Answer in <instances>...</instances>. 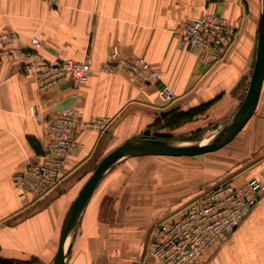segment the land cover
I'll return each instance as SVG.
<instances>
[{"label": "crops", "instance_id": "obj_1", "mask_svg": "<svg viewBox=\"0 0 264 264\" xmlns=\"http://www.w3.org/2000/svg\"><path fill=\"white\" fill-rule=\"evenodd\" d=\"M260 12L261 0H0V34H15L0 42V51L26 50L34 36L49 61L91 58L85 82L67 79L42 90L20 56L0 55V264H50L67 209L97 163L122 142L223 126L248 86ZM209 13L224 17L236 32L226 57L210 67L173 34L181 20ZM112 47L144 58L160 80L143 83L124 70H103ZM162 83L176 93L168 105L157 96ZM66 106L81 122L109 116L110 124L103 131L78 128L79 147L64 161L56 187L18 193L14 177L43 154L42 118ZM231 141L245 154L256 152L257 163L242 161L238 172L212 185L241 184L259 172L264 80L254 112ZM163 157H126L104 173L81 213L66 264H139L153 225L184 207L169 206V161ZM206 264H264V197Z\"/></svg>", "mask_w": 264, "mask_h": 264}, {"label": "built area", "instance_id": "obj_2", "mask_svg": "<svg viewBox=\"0 0 264 264\" xmlns=\"http://www.w3.org/2000/svg\"><path fill=\"white\" fill-rule=\"evenodd\" d=\"M182 43L197 52L208 67L223 60L235 40V29L221 15L188 16L173 28ZM15 38L13 32L0 34V42ZM40 41L31 37L29 48L5 47L3 56H20L26 72L36 76L42 90L71 80L85 82L91 72V58H64L58 62L41 57ZM110 63L103 70H124L140 82L159 81L160 74L141 57L130 59L119 55L116 48ZM163 105L172 103L175 91L165 83L157 89ZM32 117L36 107L30 108ZM111 118L96 116L81 122L71 106L52 111L42 118L43 154L38 161L28 163L13 179L18 193L43 194L56 187L62 178L66 158L77 150L76 132L79 127L103 131ZM264 197V157L259 172L241 184L229 181L203 192L174 214L157 221L148 237L146 251L139 264H206L212 249L230 238L239 224Z\"/></svg>", "mask_w": 264, "mask_h": 264}, {"label": "water", "instance_id": "obj_3", "mask_svg": "<svg viewBox=\"0 0 264 264\" xmlns=\"http://www.w3.org/2000/svg\"><path fill=\"white\" fill-rule=\"evenodd\" d=\"M264 80V0L258 19L256 53L245 94L228 122L215 138L206 142H172L153 137H136L122 142L96 165L66 211L56 254L50 264H66L81 213L104 173L117 161L130 156H194L218 150L229 143L248 121L260 95Z\"/></svg>", "mask_w": 264, "mask_h": 264}, {"label": "rangeland", "instance_id": "obj_4", "mask_svg": "<svg viewBox=\"0 0 264 264\" xmlns=\"http://www.w3.org/2000/svg\"><path fill=\"white\" fill-rule=\"evenodd\" d=\"M45 1L51 3V2H55L56 0H45ZM114 48L116 47H112L111 53ZM41 57L45 59L42 55ZM122 57L127 59L133 58V57H125V56ZM110 59L111 57L109 56V61L106 63V65L110 63ZM108 71H112V70H108ZM227 122H225V124ZM210 125L211 124H209L208 127H202L201 129L196 130L191 134H184L183 132H179L178 134H174L170 137L167 138L164 137L160 139H165L167 141H172V142L209 141L215 138V136L221 131V129L224 126L223 125L220 128H214V127L212 128V126ZM142 137L148 138L147 136H142ZM236 142L231 141L226 145H224L223 147L219 148L218 150L199 154V155L163 157L162 159H164L165 161H169L168 170H167V176L169 182V198H170L169 206L171 207L176 204L178 205L184 204V206L187 205L203 192L215 187L216 184L212 185V180L214 181L219 180L224 178L225 176L238 172L241 169V167H243L244 162H246L245 163L246 166L248 165L250 166L254 163L256 164L257 163L256 160L258 159L256 158V152L252 154H248V153L245 154L240 149V146L237 145L238 146L237 147L235 145ZM158 172H160V170H158ZM226 181L229 180H225L223 182ZM177 188L179 190L178 193H176Z\"/></svg>", "mask_w": 264, "mask_h": 264}, {"label": "bare ground", "instance_id": "obj_5", "mask_svg": "<svg viewBox=\"0 0 264 264\" xmlns=\"http://www.w3.org/2000/svg\"><path fill=\"white\" fill-rule=\"evenodd\" d=\"M201 142H206V141H201Z\"/></svg>", "mask_w": 264, "mask_h": 264}, {"label": "trees", "instance_id": "obj_6", "mask_svg": "<svg viewBox=\"0 0 264 264\" xmlns=\"http://www.w3.org/2000/svg\"><path fill=\"white\" fill-rule=\"evenodd\" d=\"M167 138V137H166Z\"/></svg>", "mask_w": 264, "mask_h": 264}]
</instances>
